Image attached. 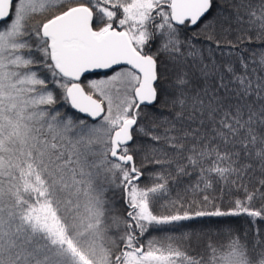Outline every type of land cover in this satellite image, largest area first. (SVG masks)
I'll use <instances>...</instances> for the list:
<instances>
[{"label":"snow or ice","instance_id":"obj_1","mask_svg":"<svg viewBox=\"0 0 264 264\" xmlns=\"http://www.w3.org/2000/svg\"><path fill=\"white\" fill-rule=\"evenodd\" d=\"M0 264H264V0H0Z\"/></svg>","mask_w":264,"mask_h":264},{"label":"trees","instance_id":"obj_2","mask_svg":"<svg viewBox=\"0 0 264 264\" xmlns=\"http://www.w3.org/2000/svg\"><path fill=\"white\" fill-rule=\"evenodd\" d=\"M108 196L111 199L112 203L114 204V209H113L114 214L115 215H120L122 213V210H123V207H124L122 202H121V194L119 193V191H115V192H109ZM235 222L237 224L242 225V224H244V218L243 217L237 218ZM169 227H171V226H169ZM201 227H202V225L199 224V223L189 224L187 228L181 229V231L189 230L190 228L199 229ZM176 234H178V232L177 233H172V232L165 233V232H155V231H153L148 236L153 235L155 237H163L165 235H176ZM192 254L196 255L195 252H193Z\"/></svg>","mask_w":264,"mask_h":264},{"label":"rangeland","instance_id":"obj_3","mask_svg":"<svg viewBox=\"0 0 264 264\" xmlns=\"http://www.w3.org/2000/svg\"><path fill=\"white\" fill-rule=\"evenodd\" d=\"M89 78H95V77H89ZM85 82H87V80H86ZM70 114H74V115H75V113H70ZM110 200H111V199H110ZM152 237H155V236L150 235V236L145 237V239H146V240H147V239H151Z\"/></svg>","mask_w":264,"mask_h":264},{"label":"flooded vegetation","instance_id":"obj_4","mask_svg":"<svg viewBox=\"0 0 264 264\" xmlns=\"http://www.w3.org/2000/svg\"><path fill=\"white\" fill-rule=\"evenodd\" d=\"M89 77H95L94 75H92V76H89Z\"/></svg>","mask_w":264,"mask_h":264}]
</instances>
